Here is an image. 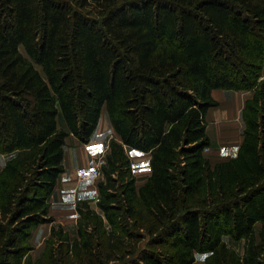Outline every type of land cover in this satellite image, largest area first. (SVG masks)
Listing matches in <instances>:
<instances>
[{"label":"trees","instance_id":"1","mask_svg":"<svg viewBox=\"0 0 264 264\" xmlns=\"http://www.w3.org/2000/svg\"><path fill=\"white\" fill-rule=\"evenodd\" d=\"M263 67L264 0H0V264H264ZM214 89L251 96L236 156L211 165ZM103 106L120 142L97 209L31 259L65 139L87 143ZM125 149L150 155L138 189Z\"/></svg>","mask_w":264,"mask_h":264},{"label":"crops","instance_id":"2","mask_svg":"<svg viewBox=\"0 0 264 264\" xmlns=\"http://www.w3.org/2000/svg\"><path fill=\"white\" fill-rule=\"evenodd\" d=\"M261 79L264 81V67ZM211 96L217 105L210 107L206 113L205 130L211 145L205 148L203 153L210 164L214 165L216 162L236 156L244 127L240 112L245 100L251 96V92L214 89L211 91ZM57 121L58 126L65 129L60 115ZM117 138L104 106L97 126L87 143L79 142L73 136L66 137L62 156L63 172L58 176L56 185L48 198V215L53 220L41 223L33 229L30 237V242L34 244L33 251H38L42 247L53 227L76 232L77 206L82 202H86L93 210L97 209L99 198L97 183L103 178L93 182H81L76 179L75 173L91 168L99 155L108 153L110 140L118 141ZM9 157V154H0V170ZM128 157L135 177V186L138 189L150 173V155L131 150ZM197 256L199 260L196 258L194 264H201L206 255L197 254Z\"/></svg>","mask_w":264,"mask_h":264},{"label":"built area","instance_id":"3","mask_svg":"<svg viewBox=\"0 0 264 264\" xmlns=\"http://www.w3.org/2000/svg\"><path fill=\"white\" fill-rule=\"evenodd\" d=\"M106 163L105 155H99L91 168L80 170L75 173V177L81 182H93L100 179L102 168Z\"/></svg>","mask_w":264,"mask_h":264},{"label":"rangeland","instance_id":"4","mask_svg":"<svg viewBox=\"0 0 264 264\" xmlns=\"http://www.w3.org/2000/svg\"><path fill=\"white\" fill-rule=\"evenodd\" d=\"M205 121L207 122V119H206V115H205ZM111 140H114V139H111ZM110 140V141H111ZM117 140H118V142H120L119 141V139L117 138ZM130 149H125V152H126V154H127V156H129V154H130ZM107 155V154H106ZM106 155H105V157H106ZM129 158V157H128ZM130 160V159H129ZM100 178H103V175H101V177ZM99 180V179H98ZM51 217V216H50ZM52 218V217H51ZM53 220V219H52ZM58 228V227H57ZM63 229V228H62ZM63 231L64 232H66L67 234H68V236H69V238H70V240H72L74 237H75V232L73 233V232H69L68 230H64L63 229ZM224 240L228 243V244H233V246H234V248L238 251V252H242V241H238V242H233L232 240H230V238L229 237H224ZM55 243V242H54ZM45 244V243H44ZM44 244H42V247L37 251H33L34 250V248L30 251V253H29V255H30V257H31V259H35L36 257H38L39 256V254L41 253V251H42V249H43V247H44ZM31 245H32V247L34 246V244H32L31 243ZM196 258L199 260V257L196 255ZM196 259V260H197ZM197 263V262H196Z\"/></svg>","mask_w":264,"mask_h":264}]
</instances>
